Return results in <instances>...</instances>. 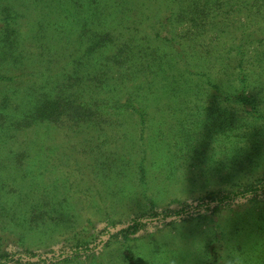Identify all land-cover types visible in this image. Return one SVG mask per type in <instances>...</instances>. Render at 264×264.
Returning <instances> with one entry per match:
<instances>
[{
  "label": "rangeland",
  "instance_id": "rangeland-1",
  "mask_svg": "<svg viewBox=\"0 0 264 264\" xmlns=\"http://www.w3.org/2000/svg\"><path fill=\"white\" fill-rule=\"evenodd\" d=\"M191 1L0 3L12 6L19 40L13 52L18 61L0 66L3 74L12 77L0 82V103L2 96H7V108L1 114H7L9 121L29 108L27 102L34 92L66 85L74 67L90 61L102 64L98 55L113 53L117 47L141 48L135 47L136 57L119 68L122 76L134 72L138 78L117 85L118 96L135 86L145 90L147 83L154 92L143 132L111 103L105 107L101 127L70 122L37 124L0 138V206L13 212L0 219V232L48 256L100 239L93 252L52 264H206V248L215 233L223 246L219 264H264V200L199 219L154 222L143 218L146 223L140 229L124 232L135 216L144 217L173 201L264 176V126L260 120L252 121L236 111L225 132H213L218 130L212 129L213 120L207 128L199 122V128L193 121H204L209 112L203 95L187 97L184 111L172 112L179 108L180 103H175L178 98L159 97L155 92L156 88L164 90L165 81L156 83L158 78L152 79L151 72L146 78L137 72V58L152 59L155 64L171 60L170 50L155 36L160 22H172L167 29L178 34L181 42L176 46L184 52L185 63L212 66L211 73L219 71L216 76L222 80L236 74L233 49L228 50L237 41L233 27H259L264 37L263 0H226L224 13L216 18L210 14L206 22L218 26L230 22L227 26L231 28L226 27L218 44L210 48L217 43L214 34L219 35L220 28L215 25L199 33L192 29L199 27H191L186 17ZM107 34L112 39L108 49L96 46L91 52L93 39L100 45ZM246 58L251 68L250 92L257 93L264 109V43L249 47ZM106 71L109 74L108 68ZM193 80L188 79L191 87ZM97 90L101 95L102 89ZM182 125L184 141L179 135ZM30 208V219L24 222L21 216ZM8 247L22 250L17 242ZM18 264L42 263L32 259Z\"/></svg>",
  "mask_w": 264,
  "mask_h": 264
},
{
  "label": "trees",
  "instance_id": "trees-1",
  "mask_svg": "<svg viewBox=\"0 0 264 264\" xmlns=\"http://www.w3.org/2000/svg\"><path fill=\"white\" fill-rule=\"evenodd\" d=\"M2 1L0 0V3ZM225 2L226 0H192L187 8L186 17L188 22L191 23V27H199L197 29L192 28L198 33L203 31L207 32L210 29L209 27L212 29L215 25L220 28V34L218 35V32L214 34L217 43L214 45L210 44V48L218 44L220 35L226 27H230L227 26L230 25V22H219L221 26H218L216 22H206L208 15L211 14L213 18H216L222 12L224 13V8H226ZM14 17L10 4H7L5 7L0 5V66L3 63L8 64L18 61L16 54L13 53L17 43L19 45L18 37H16L17 29L15 27L16 22H14ZM180 19L184 20V13L180 15ZM169 25L172 27V22H160L155 31V36L170 50L171 60L167 61L166 64L163 62L155 64L152 59H136V65L139 69L137 72L141 74V77L146 78L151 72L152 79L158 78L156 83L165 81L163 91L159 88L155 89L156 96L161 97L163 95L165 97L178 98L175 103H180L178 105L179 108L172 109V112L178 110L181 113L184 111V99L193 95H203L208 101L205 110L209 112L206 114L204 121L193 122L197 127L200 122L201 126L203 125V127L207 128L210 120H213L212 129H218L213 132L218 131V133H221L230 129L232 117L236 111L245 113L252 121L260 120L264 126V109L260 105L261 99L257 98V93L250 92L251 88L249 86L248 74L251 68L249 67L250 62L246 58L249 47L264 43V37L261 36L260 28L247 24L243 28H240L241 24L233 27L235 31L233 36L235 35L237 37V41L228 50L233 49L236 59L234 65L236 74L233 79L229 77L223 79L228 84L225 87L224 82H222L223 80L216 76L220 72L215 71L211 73L213 70L212 66H206L202 63L189 65V63L184 62V52L180 46H176L181 40L178 38V34L170 33V29H167ZM111 42L112 39L109 34L106 35L100 45L93 39V45L90 46L91 52L101 47L108 49ZM135 47L141 49L139 46L131 45L125 46L124 48L117 47L113 50V53L107 52L109 54H100L98 58L102 64L90 61L85 66L78 65L76 68L74 67L72 70L73 75L69 76L66 85L65 83L57 84L48 89L42 88L43 92H34L32 97L28 95V97H31L27 102L30 104L29 108L24 110L14 121H9L7 114H1L7 108V103H5L7 96L3 95L2 102L0 103V138H7L9 137V133L11 135L13 132L29 129L37 124L50 125L70 122L73 125L84 123L101 127L106 116L104 114L105 107L111 103L117 106L121 113L132 118L136 122V126L143 132L147 127L149 118L148 114L152 98L150 94L154 93L151 91L152 85L147 83L145 90L135 86L132 90L121 96H118L115 90L117 89V85L123 84L126 81L133 82L138 78L134 72L122 76L119 71V68H123L132 58L136 57L133 52ZM106 68H108L109 74ZM184 73L186 74L185 77ZM194 76L196 77V81L193 80ZM189 77L194 81H191V83H194L193 87L190 86V83L188 84ZM11 78L6 73L3 74V70L0 68V82ZM215 78H217V81ZM194 88L197 89V93L195 94H193ZM97 89H102L101 95ZM85 95L91 97V99H86L84 97ZM237 114L239 113L237 112ZM233 121H236V118H233ZM183 128L182 125L181 130H179V135L184 141ZM210 139L208 138V141ZM17 156L15 157L17 158ZM21 157H23L22 154ZM18 158L19 160L22 159L20 157ZM16 169L17 166L15 167ZM262 175L260 178L251 182L235 183L227 189L209 190L182 202L173 201L165 209L152 210L151 213L144 217L135 216L129 220V225L124 232L132 233L140 229L146 223L143 218H150L154 222H162L168 218L177 219L182 217L184 220H191L221 214L225 211L233 210L236 207L259 204L264 200V176ZM0 176H3V171ZM30 210L32 209H28L21 216L24 222L29 221L30 217H27V214H31L29 212ZM12 213L11 211L9 212L6 206H0V219H6ZM5 233V231L0 232V264L28 263L32 259L42 264H52L59 259L67 262L72 258L75 259L93 252L100 242L99 239L90 244L77 245L69 250H63L58 252V254L48 256L29 250L27 247L25 248L20 244L19 238L16 239ZM221 240L217 233L210 240L205 253L206 264L221 263L223 252ZM16 242L19 243L22 250L14 251L8 249L10 243L15 244ZM257 243L262 246L260 240ZM254 256L259 257L258 255Z\"/></svg>",
  "mask_w": 264,
  "mask_h": 264
}]
</instances>
